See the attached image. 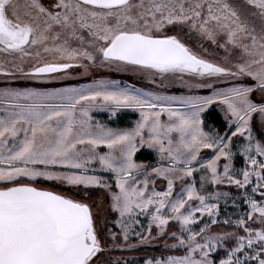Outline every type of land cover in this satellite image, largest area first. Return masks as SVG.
I'll return each mask as SVG.
<instances>
[{"label": "snow or ice", "instance_id": "snow-or-ice-1", "mask_svg": "<svg viewBox=\"0 0 264 264\" xmlns=\"http://www.w3.org/2000/svg\"><path fill=\"white\" fill-rule=\"evenodd\" d=\"M193 33L224 50L225 63L194 51L186 42ZM0 52L11 62L9 68L0 60L6 76L15 69L49 80L74 67L84 73L132 68L161 77L195 76L205 83L183 81L186 87L211 90L171 96L108 79L50 90L0 88V264H120L121 258L105 254L134 247L133 237L141 245L171 240L167 249L184 252L148 257L143 264H264V141L252 128L254 120L264 128V0H52L48 6L42 0H0ZM232 55L235 62L229 63ZM28 59L34 62L25 70ZM245 77L253 82L216 86L221 79ZM254 91L261 93L259 102ZM213 103L223 106V134L203 128L202 113ZM93 107L111 115L132 108L140 118L130 129H114L93 121ZM236 137L244 139L241 168L232 163ZM145 145L165 163L150 171L137 163L134 155ZM202 149L214 155L204 159ZM102 171L113 175V183L97 174ZM156 179L166 181L163 191L156 190ZM38 181L102 188L116 219H98L87 192L77 199ZM206 184L235 185L245 211L221 218L219 201L228 194L205 192ZM170 222L179 230L169 232ZM219 224L232 230L211 231ZM228 241L234 242L226 248ZM218 248L226 255L217 261Z\"/></svg>", "mask_w": 264, "mask_h": 264}, {"label": "rangeland", "instance_id": "rangeland-1", "mask_svg": "<svg viewBox=\"0 0 264 264\" xmlns=\"http://www.w3.org/2000/svg\"><path fill=\"white\" fill-rule=\"evenodd\" d=\"M51 2H52V0H42V3H44L45 6H48ZM186 42L189 44V46H191L194 49V51L200 53L201 55H205L206 58L214 60L217 63H221V64L225 63L224 57H225L226 53L224 52V50L218 49L211 42L201 39L198 34H195V33L191 34V38L187 39ZM73 46H75V43ZM203 49H207L208 53L207 54L204 53ZM41 58L44 60H50L51 59V57L48 54H43V53H42ZM0 60L5 61L6 66L11 68V62L9 61L6 54L0 52ZM33 62L34 61L32 59H28L24 65L25 70H27V68L29 66H31V64ZM228 62L229 63L235 62V56L234 55L230 56ZM11 70L14 73V75H12V76H6L4 74H0V88H5V87L20 88V89H22V88H35V89L43 90L44 85H46L48 83H55L54 81L57 82L59 80L60 81L64 80L62 82L72 84L70 86H79L81 84L91 83V81L93 79H108V80H119L121 82V86H124L126 84L132 85L136 88L143 89L146 92H153L155 94H162V95H171V96L208 95L211 91L210 89H208L206 87H200V88H196V87L188 88V87H186L185 84L183 83V81L191 80L193 84L205 83V81H202L198 77H195V76H190V75H185V74H180V73L167 74L166 76L161 77L159 74L152 75L150 73H147V72H144L141 70H137V69H132V68L116 69L114 67L111 69L98 68V69L90 70L88 73H84L83 69H81L79 67H74L69 71V73L67 75H64L62 73L59 74L60 78H58V79L39 80V79H34L31 76H25L22 73L17 72L15 69H11ZM153 81H155V82H153ZM252 82L253 81L251 80V78H246V77L245 78H239V79H235V78L221 79V80L217 81L216 86L217 87H228L231 84H235V83L250 84ZM50 85H53V84H50ZM251 96L254 100L259 102L260 98H261V93L258 91H254L251 94ZM212 108L216 109L217 112L220 114L222 121L224 123V128H220V127H217L213 124L206 123L203 121V114ZM123 112L133 113V114H135V117L129 116V115H123ZM2 114H3L2 111H0V115H2ZM119 114H121V115L119 116ZM90 115L92 116L94 122L98 121L99 123H101L102 125H105L106 127H116L117 126L118 127L117 129H130V128L135 126V122L140 118L139 111L136 109H132V108H121V109L116 111L115 115H111L109 113V110L105 107H93L90 110ZM118 119H121L124 122H129L131 125L130 126L115 125V123H116L115 121H117ZM202 121H203V128L207 132L216 131V132H219L220 134H223L225 128L228 127V125L225 123L223 106L218 104V103H213V104L209 105L203 111ZM253 124H254V126H256V128H258L259 130L264 132V128H261L256 120L253 121ZM252 128H253V125H252ZM145 135H147L146 132H145ZM253 135L256 137V139L260 140L257 137V134L255 133L254 129H253ZM174 138H175V135H174ZM242 143H244V139L242 137H236L232 141L231 147H232V150L234 153L232 163H233V166L235 168H241L244 165L242 154L239 153V151H238L239 145ZM139 150L149 151L153 156V160H151V161L136 160L137 163L147 165L148 169H146V170L150 171V169L152 167H156L158 163H160V164L165 163L164 161L160 160V157H159V155L155 149L148 148L147 145H145L143 147H138L137 151H139ZM213 155H214V153L209 149H202L201 150V157L204 159H210ZM134 159H135V155H134ZM223 163H224V161L222 159L221 164H223ZM97 174L105 177L109 183H113L114 177L110 172L102 171V172H98ZM200 175H201L200 172H196V173H194V176H193V179L195 180L197 187H199ZM138 178L143 179V177H138ZM49 182L50 183L45 182V181H40V183H46L47 184V185H44V187L50 188V189L57 191V192H62L61 189L70 188V186H68V185L58 184V183H63V182H58V181H49ZM184 182L187 183L189 181L186 179ZM155 187H156L157 191H163L166 188V181L164 179H156ZM180 187H181V182L176 181L175 192H178ZM94 188H98V187H94ZM149 189H151V184L149 185ZM99 190H100V192L98 193V201L96 202L95 207H93V211L99 213L98 219H100V220H103L105 217H107L109 220H115L117 214L112 212L109 209V207H108L109 198H108L106 192L102 188H99ZM74 191L75 192H81L79 194L84 193L81 189H74ZM212 191H219L221 193L228 194L227 197L222 196L220 201H219V215L221 218H224L225 216H228V215H232L233 218H235V216L233 214H235L237 212L245 211L247 206L244 204V197L242 195V190L238 189L235 185L218 184V185L212 186V185L206 184L205 185V192H212ZM248 191H249V194L254 195V197L256 199H258V200L262 199L259 192L251 193L250 189H248ZM175 192H174V195H175ZM232 197L235 198L236 204L239 205V207L234 206ZM137 219H139L141 221L142 225H147V223H148L146 217H144V216H138ZM201 219L204 220L205 218H201ZM221 225H223V224H221ZM199 226H200V221L197 222L196 228L198 229ZM216 226H218V225H216ZM252 226L253 227H259V224H253ZM109 227H111L112 231H118V228L114 225L110 224ZM135 230L140 231L141 229L139 227H136ZM167 230L169 232L178 231L179 230V224L174 223V222H170L168 227H167ZM221 230L231 231L232 229L230 227H228V229H224L223 227H214V226L211 229V231H213V232H218ZM152 235L153 236L156 235V229L154 226L152 229ZM233 242L234 241H228L226 243L225 247L226 248L231 247ZM129 243H132L135 246L132 248H114L110 252L106 253L105 256L107 258H112V259L121 258L120 264H143L144 260L148 257L163 258V257H166L168 255H183L184 254L182 249H167L165 247L166 243H168V244L172 243L171 240L165 241L164 239H153L150 242H147V243L141 245L137 242L136 238L133 237L129 241ZM152 246L157 247L161 253L155 254L152 252H146L145 253L146 255H143V256L118 255V254L114 253L117 251L135 250V249L141 248V247H152ZM225 255H226L225 248H218L216 250V252L213 253L214 258L217 261L219 259L223 258Z\"/></svg>", "mask_w": 264, "mask_h": 264}, {"label": "trees", "instance_id": "trees-1", "mask_svg": "<svg viewBox=\"0 0 264 264\" xmlns=\"http://www.w3.org/2000/svg\"><path fill=\"white\" fill-rule=\"evenodd\" d=\"M120 115L121 114H119V116ZM123 115H129V116L135 117V114L129 113V112H123ZM203 121L206 122V123L213 124V125H215L217 127L224 128V123L222 121V118H221L220 114L217 112V110L214 109V108L208 110L206 113L203 114ZM115 122H116L115 125H118V126H124V125L130 126L131 125L129 122H124L121 119H118ZM253 129H254L255 133L257 134V137L260 140L264 141V132L259 130L258 128H256V126H254V124H253ZM135 160L151 161V160H153V156H152V154L149 151L139 150L135 154ZM44 185H47V184L38 182V186H43L44 187ZM74 189H76V188L61 189L62 192H59V193L65 194V195L74 196L77 199H84V195L83 194H79L81 192H75ZM81 190L83 192H87V201L86 202L90 203L92 205V208L95 207V204L98 201V193L100 192L99 188H90V189H81ZM214 227H223L224 229H228V227H226L225 225H221V224H219L218 226H214ZM146 252H152V253H155V254L161 253L158 250V248L155 247V246H152V247H141V248H137L135 250L117 251V252H114V253L118 254V255H138V256H143V255H146L145 254Z\"/></svg>", "mask_w": 264, "mask_h": 264}, {"label": "crops", "instance_id": "crops-1", "mask_svg": "<svg viewBox=\"0 0 264 264\" xmlns=\"http://www.w3.org/2000/svg\"><path fill=\"white\" fill-rule=\"evenodd\" d=\"M62 81H64V80H59V81H54L55 83H48V84H46V85H44V89L43 90H50V89H54V88H63V87H69L70 85H72V84H68V83H65V82H62ZM88 83V82H87ZM50 84H53V85H50ZM80 84V83H79ZM36 86V85H35ZM49 87V88H48ZM90 114V113H89ZM91 116V115H90ZM92 117V116H91ZM110 128H114V129H117L118 127L116 126V127H110ZM107 149L106 148H104L103 146H101V148H100V151H106ZM38 182H40V181H38ZM45 182H48V183H50L49 181H45ZM44 184H46V183H44ZM58 184H64V183H58ZM70 188H71V186H70ZM73 188V187H72Z\"/></svg>", "mask_w": 264, "mask_h": 264}]
</instances>
